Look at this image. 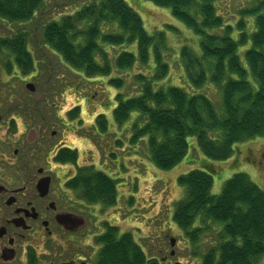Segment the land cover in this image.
Returning <instances> with one entry per match:
<instances>
[{"label":"trees","instance_id":"1","mask_svg":"<svg viewBox=\"0 0 264 264\" xmlns=\"http://www.w3.org/2000/svg\"><path fill=\"white\" fill-rule=\"evenodd\" d=\"M145 1L170 8L176 19L201 38L200 55L187 46L180 51L190 92L173 84L161 86L170 74L163 54L168 49L166 34L158 31L150 35L141 15L126 0H94L82 8L75 6L74 13L44 25L43 43L82 81L109 75L114 68L149 66V73L140 72L135 77L140 82L135 96H116L113 119L123 125L132 113L137 114L131 142H144L150 160L161 170L173 169L188 156L191 138L208 160L225 161L237 144L264 136V0L244 9L235 26L225 23L218 13L217 0ZM46 4L47 0H0V21L31 22L44 15ZM167 28L174 30L169 25ZM107 46H135V50H122L111 63ZM240 48H246L245 65ZM6 51L25 75L35 69L27 33L0 37V55ZM10 67L6 65L7 70ZM123 82L120 78L110 81L115 86ZM209 82L222 92V116L201 92ZM78 112L70 110L69 114L76 116ZM105 117L102 114L94 125L99 135L109 128ZM121 143L116 140L117 146ZM59 159L76 163L78 153L66 150ZM203 168L178 178L186 196L175 204L173 222L193 246V255L204 253L201 264H258L264 256V191L248 175L237 173L225 183L220 195H213V177L208 167ZM74 183L89 201L116 204V181L105 172L93 166L81 167ZM198 218L200 225L193 227ZM207 222L219 227L218 237L202 251L203 239L213 229ZM115 233L110 230L107 234L105 264H158L131 234L118 237Z\"/></svg>","mask_w":264,"mask_h":264},{"label":"rangeland","instance_id":"2","mask_svg":"<svg viewBox=\"0 0 264 264\" xmlns=\"http://www.w3.org/2000/svg\"><path fill=\"white\" fill-rule=\"evenodd\" d=\"M91 1L94 0H47V6L43 8L44 15H37L31 22L8 24L0 21V37L12 38L22 32L28 34L35 65V69H31L28 75L23 72L20 75L15 66L9 70L5 68L6 63L13 61V57L7 51L0 55V65L6 69L1 76L4 84L0 83V86L13 93L12 101L6 105L19 106L22 100L27 106L38 109L43 115L48 135L55 131L56 143L67 144L79 152L77 164H67L63 166V170H69L70 173L81 167L93 166L96 171H104L115 179L117 202L103 208L108 222L109 214L116 213L117 219L112 222L120 230L132 233L148 257L156 258L158 264H201L204 253L193 255V246L172 219L175 204L186 196V188L179 185L178 178L206 166L214 180L211 191L213 195H220L225 183L237 173H245L264 191V136L237 144L234 153L225 161L208 160L198 148L196 139L191 138L190 152L182 162L168 171L157 168L150 160L146 144L139 142L133 145L131 142L132 123L136 122L137 114L132 113L123 125L115 124L113 119V109L118 106L116 96H135L140 90V82L135 77L140 72L149 73V66H137L131 70L114 68L109 75L85 77L82 81L81 77L65 67L60 56H56L43 43V27L47 22L59 19L61 15L74 13L75 6L82 8ZM126 1L141 15L150 35L158 31L166 34L168 49L163 54L170 65V74L169 78L161 81V86L173 84L172 86L182 87L190 92V85L183 75L180 51L187 46L200 55V36L176 19L170 8L159 7L145 0ZM257 1L260 0H217L216 5L225 23L235 26V22L243 18L240 13ZM244 20L252 21L250 18ZM168 25L174 30L168 29ZM218 31L221 33V30ZM125 49L133 51L135 46H107L111 63ZM245 49H239L243 63ZM30 77L32 78L28 82L35 85L33 92L27 90L26 82L19 79ZM117 78L124 80L121 86L110 83ZM11 86L15 88L12 89ZM201 92L213 102L217 113L222 116L224 110L221 90L209 82ZM75 109L79 110L77 115H70V110ZM102 114H105L109 128L106 134L97 136L94 125ZM64 125H68V128ZM19 132L25 134L21 140L28 139L33 133L31 128L24 129L21 125ZM5 134L6 130L0 128V141L6 140ZM116 140L123 143L117 146ZM70 174L62 175L66 177ZM200 220L198 218L193 227L200 225ZM206 224L213 229L204 237L202 251L214 244L218 237L219 227L210 222ZM171 238L175 239L174 247L171 246ZM258 264H264V256Z\"/></svg>","mask_w":264,"mask_h":264},{"label":"flooded vegetation","instance_id":"3","mask_svg":"<svg viewBox=\"0 0 264 264\" xmlns=\"http://www.w3.org/2000/svg\"><path fill=\"white\" fill-rule=\"evenodd\" d=\"M7 64L17 67L14 59ZM5 68L0 65L2 85ZM31 78L19 79L32 83ZM12 99V90L0 86V128L6 130L0 141V264H105L110 230L118 237L129 233L138 243L112 222L116 213L108 222L106 205L89 201L75 186L78 169L63 170L78 161L64 163L61 153L76 149L56 143L55 131L48 135L38 109L22 100L6 105ZM20 125L33 131L28 139L21 140Z\"/></svg>","mask_w":264,"mask_h":264},{"label":"water","instance_id":"4","mask_svg":"<svg viewBox=\"0 0 264 264\" xmlns=\"http://www.w3.org/2000/svg\"><path fill=\"white\" fill-rule=\"evenodd\" d=\"M27 88L30 90V91H35V86L33 84H27ZM174 240H171V243H172V246L174 245Z\"/></svg>","mask_w":264,"mask_h":264}]
</instances>
